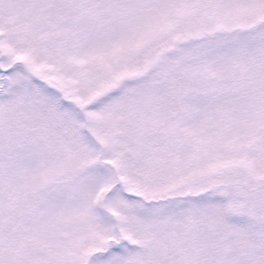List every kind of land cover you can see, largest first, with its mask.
Wrapping results in <instances>:
<instances>
[{
	"label": "snow or ice",
	"instance_id": "1",
	"mask_svg": "<svg viewBox=\"0 0 264 264\" xmlns=\"http://www.w3.org/2000/svg\"><path fill=\"white\" fill-rule=\"evenodd\" d=\"M0 264H264V0H0Z\"/></svg>",
	"mask_w": 264,
	"mask_h": 264
}]
</instances>
